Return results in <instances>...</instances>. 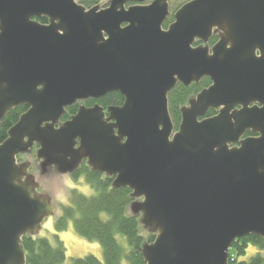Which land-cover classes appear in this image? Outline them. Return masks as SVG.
Wrapping results in <instances>:
<instances>
[{"label":"water","instance_id":"95a60500","mask_svg":"<svg viewBox=\"0 0 264 264\" xmlns=\"http://www.w3.org/2000/svg\"><path fill=\"white\" fill-rule=\"evenodd\" d=\"M124 1L0 0V123L27 106L0 142V264H26L20 239L56 211L17 160L33 144L41 174L86 160L131 190L130 212L155 234L145 264H228L234 239H264V0H188L167 30L165 2ZM213 31L211 47L194 45ZM204 76L175 129L168 92ZM110 91L120 105H79L59 122Z\"/></svg>","mask_w":264,"mask_h":264},{"label":"trees","instance_id":"16d2710c","mask_svg":"<svg viewBox=\"0 0 264 264\" xmlns=\"http://www.w3.org/2000/svg\"><path fill=\"white\" fill-rule=\"evenodd\" d=\"M41 22H47L46 16L35 18ZM210 79L202 77L197 83L184 85L177 82L168 92V109L175 129L180 122V107L186 105L189 98L196 95L201 89L207 87ZM123 96L117 91L105 93L97 100L103 107L120 105ZM93 99H90L92 102ZM27 109L25 104L18 105L8 111L0 123V142L7 136L8 129L14 124L21 113ZM77 104L67 107L62 119L65 120L74 114ZM216 113V109L209 108L206 116ZM245 134H250L246 131ZM74 178L81 175L85 177L95 191L94 195L86 196L77 191L72 193L71 203L62 207V213L57 219L58 229L66 227L67 221L73 219L76 232L87 240L98 242L103 249V259L99 260L94 255H87L66 262V250L61 241L51 244L45 236H22L21 245L25 252L26 264H145L141 255V247L145 242L153 241L155 234L148 233L145 239L141 234L139 215L128 213V206L133 200L131 190L127 187H112V176L98 173L84 162L72 173ZM122 235L126 241V249L117 236ZM257 244L264 249V239L254 234L241 236L233 240L229 251L228 264H264V257L255 254L246 260H238L245 254L248 243Z\"/></svg>","mask_w":264,"mask_h":264},{"label":"rangeland","instance_id":"374dc122","mask_svg":"<svg viewBox=\"0 0 264 264\" xmlns=\"http://www.w3.org/2000/svg\"><path fill=\"white\" fill-rule=\"evenodd\" d=\"M37 145L31 148V151L22 153L17 157L18 161L28 160L31 162L29 172L35 176L39 186L38 191L47 193L55 205V214L47 216L41 223L37 236H45L51 244L55 245L57 241H61L66 250V262H70L74 258L94 255L99 260L103 259V249L96 241H90L81 237L75 230L73 219L67 221L66 227L63 229L56 228V222L62 213V207L71 203L72 193L77 191L86 196L95 194L93 188L87 184L83 175L74 178L72 173H59L53 166L44 174L40 173L39 162L36 158ZM128 213L130 210L128 208ZM141 234L146 239L149 231L141 225ZM119 243L126 249V241L122 235L117 236ZM255 254L264 257V249L257 244L248 243L246 245L245 254L238 257V260H246ZM124 264L125 261L123 262Z\"/></svg>","mask_w":264,"mask_h":264},{"label":"flooded vegetation","instance_id":"af4514ba","mask_svg":"<svg viewBox=\"0 0 264 264\" xmlns=\"http://www.w3.org/2000/svg\"><path fill=\"white\" fill-rule=\"evenodd\" d=\"M79 6H82L85 10H89L92 8H96V10H103L108 8L110 5L111 0H74ZM154 0H125L123 4V7L125 9L131 7V6H138V5H148L149 3L153 2ZM162 2H165L167 5V13L163 21L161 22V28L164 30H167L169 25L174 22L175 20V13L178 11V9L188 0H161ZM39 21V20H38ZM48 21V20H47ZM41 22V21H40ZM47 23V22H43ZM124 23L120 24L123 25ZM124 26V25H123ZM218 39L217 32L213 31V33L210 35L207 41L202 42L199 39H196L193 43L194 45L199 44H207L209 47H211L215 41ZM99 99V98H98ZM77 103V108L79 105L84 106H92L94 104H99L97 100L93 99L92 102H90V99H84L79 100ZM100 105V104H99ZM102 106V105H101ZM105 109V108H104ZM207 112V111H206ZM217 112V110H216ZM215 114V113H214ZM107 116V112H105V117ZM206 116V113H205ZM63 121L62 119L60 122ZM250 131V130H247ZM245 136L252 135V132L250 131V134H244ZM86 162V160H83V162Z\"/></svg>","mask_w":264,"mask_h":264}]
</instances>
